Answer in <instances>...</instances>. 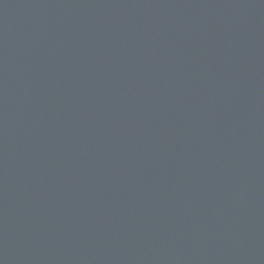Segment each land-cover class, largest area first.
<instances>
[{"label": "water", "instance_id": "water-1", "mask_svg": "<svg viewBox=\"0 0 264 264\" xmlns=\"http://www.w3.org/2000/svg\"><path fill=\"white\" fill-rule=\"evenodd\" d=\"M0 264H264V0H0Z\"/></svg>", "mask_w": 264, "mask_h": 264}]
</instances>
